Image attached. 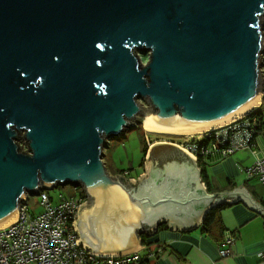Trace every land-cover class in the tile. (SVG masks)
Returning <instances> with one entry per match:
<instances>
[{"label":"water","instance_id":"water-1","mask_svg":"<svg viewBox=\"0 0 264 264\" xmlns=\"http://www.w3.org/2000/svg\"><path fill=\"white\" fill-rule=\"evenodd\" d=\"M263 23L264 0H0V224L29 195L66 184L85 194L75 227L97 255L135 251L163 223L195 229L227 201L264 217L237 188L206 192L174 144L149 147L137 183L102 160L135 121L208 129L254 106Z\"/></svg>","mask_w":264,"mask_h":264},{"label":"built area","instance_id":"built-area-1","mask_svg":"<svg viewBox=\"0 0 264 264\" xmlns=\"http://www.w3.org/2000/svg\"><path fill=\"white\" fill-rule=\"evenodd\" d=\"M260 120L245 117L233 124L204 133L194 138L174 144L195 161L198 158H226L241 149H250L254 161L242 169L246 179H258L264 186V156H258L257 137ZM144 141L151 145L148 135ZM207 140L205 145L202 142ZM172 144V143H170ZM119 177L129 182V172L123 171ZM39 212L31 213L28 199L21 204L16 219L0 228V264H143L146 260L141 251L121 255L104 256L92 253L79 239L75 227L78 209L87 202L80 187H74L70 197L57 201L47 193L38 192ZM233 244L231 235L223 237L219 245L221 258L231 255Z\"/></svg>","mask_w":264,"mask_h":264},{"label":"crops","instance_id":"crops-1","mask_svg":"<svg viewBox=\"0 0 264 264\" xmlns=\"http://www.w3.org/2000/svg\"><path fill=\"white\" fill-rule=\"evenodd\" d=\"M258 156H264V133L257 137ZM147 151L143 156L145 161ZM254 156L250 149H241L226 158H209L206 165L207 189L199 174L200 182L206 192L219 193L237 188L264 209V186L258 179H246L242 169L250 166ZM195 165L200 170L197 161ZM145 169V168H144ZM145 175L142 173L139 177ZM130 179H136L129 173ZM136 183V180H135ZM234 187L226 189L230 184ZM230 204L221 210V234H209L201 229L200 219L196 220V228L188 231L171 230L166 223L161 224L154 233L141 237V251L148 264H264V217L241 200L225 202ZM231 235L233 244L231 255L221 258L217 238ZM223 240V239H222Z\"/></svg>","mask_w":264,"mask_h":264},{"label":"rangeland","instance_id":"rangeland-1","mask_svg":"<svg viewBox=\"0 0 264 264\" xmlns=\"http://www.w3.org/2000/svg\"><path fill=\"white\" fill-rule=\"evenodd\" d=\"M263 34H264V23H263ZM137 54H141V60L143 63L147 61L148 52L137 51ZM144 54V55H143ZM262 60V79L264 82V52L261 55ZM260 106L257 108L264 112V84L260 93ZM140 106L143 108L149 107L148 104L142 99L137 100ZM135 127L131 126L125 129L124 135L120 137H112L107 143V147L103 150L102 160L108 171L111 169L114 171H128L131 176L139 177L144 173L145 166L143 154H142V141L139 135V131L136 126L142 129L144 135H148L149 142L151 143H172L177 144L185 141L186 137L184 136H175L168 134H156L150 133L143 129V126L135 121ZM145 137V136H144ZM146 151L148 149L147 144ZM137 183V178L135 179ZM74 186L71 184H66L64 186H57L53 189H48L47 193L54 199V201L59 200L62 197H70L73 193ZM39 200L38 195H29L28 199V209L31 213L39 212Z\"/></svg>","mask_w":264,"mask_h":264},{"label":"trees","instance_id":"trees-1","mask_svg":"<svg viewBox=\"0 0 264 264\" xmlns=\"http://www.w3.org/2000/svg\"><path fill=\"white\" fill-rule=\"evenodd\" d=\"M246 117H258L260 120V124L258 126V130L261 133H264V112H262L261 110L256 109L255 111H253L252 113H250L248 116ZM138 131L140 132L139 135L141 137V141H142V154L144 155L146 152V145H145V141H144V133H142V129L138 126H136ZM207 143V140H204L202 142V145H205ZM24 149V146L23 148ZM209 157L207 159H203V158H198L197 159V164L200 168L201 171V179L202 182L205 183L206 187L208 190H210L209 188V184H208V180H207V173H206V165L209 163L208 162ZM108 171V168H107ZM109 174H111L112 176L118 175L119 173L123 172V171H114L111 169V171H108ZM234 187V185L231 183L226 189H232ZM230 204L227 203H222L218 206H216L215 208L211 209L210 212L204 217L202 223H201V229L203 231H206L209 234H221L222 232V227L220 224V217L219 214L221 212L222 209L228 207ZM264 205V204H263ZM162 225H160L158 228H161ZM223 236L220 235L217 238V244L220 245V243L222 242ZM143 264H148V260L144 261Z\"/></svg>","mask_w":264,"mask_h":264},{"label":"bare ground","instance_id":"bare-ground-1","mask_svg":"<svg viewBox=\"0 0 264 264\" xmlns=\"http://www.w3.org/2000/svg\"><path fill=\"white\" fill-rule=\"evenodd\" d=\"M259 99H260V97H259ZM259 106H260V100L254 106H252L249 110H247L245 113L241 114L240 116H238V117H236V118H234V119H232V120H230L228 122H225V123H223L221 125H218V126H215V127H212V128H208V129L191 130V131H168V130L151 128V127H143V129L145 131H147V132H150V133L168 134V135H175V136H184L186 138H194L195 136H201L204 133L217 130V129L221 128V127H224V126L233 124V123H235V122H237L239 120H242L243 118L248 116L250 113L255 111ZM15 219H16V215H13L9 219H7L3 223H1L0 224V228L11 224L12 222L15 221ZM104 256H112V255H104Z\"/></svg>","mask_w":264,"mask_h":264},{"label":"flooded vegetation","instance_id":"flooded-vegetation-1","mask_svg":"<svg viewBox=\"0 0 264 264\" xmlns=\"http://www.w3.org/2000/svg\"><path fill=\"white\" fill-rule=\"evenodd\" d=\"M170 149H171V148H170ZM171 150H172V149H171ZM172 156H173V151H172V155H171V156H166V157H170V158H166V157H165L166 159H164V160H166V161H164V163L167 162V160H168V161H172L173 159H174V160L176 159V157H172ZM164 163H161L160 166L163 167V166H164V165H163ZM165 164H166V163H165ZM161 173H163V171H162ZM163 174H164V173H163Z\"/></svg>","mask_w":264,"mask_h":264}]
</instances>
